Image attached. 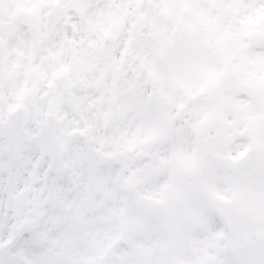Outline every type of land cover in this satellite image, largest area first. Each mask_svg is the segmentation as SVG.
I'll return each mask as SVG.
<instances>
[{
    "label": "snow or ice",
    "instance_id": "snow-or-ice-1",
    "mask_svg": "<svg viewBox=\"0 0 264 264\" xmlns=\"http://www.w3.org/2000/svg\"><path fill=\"white\" fill-rule=\"evenodd\" d=\"M0 264H264V0H0Z\"/></svg>",
    "mask_w": 264,
    "mask_h": 264
}]
</instances>
